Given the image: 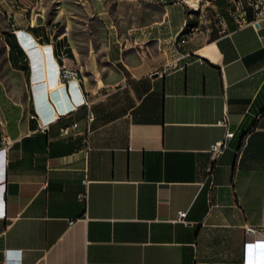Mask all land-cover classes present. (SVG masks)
Here are the masks:
<instances>
[{"label":"crops","instance_id":"obj_1","mask_svg":"<svg viewBox=\"0 0 264 264\" xmlns=\"http://www.w3.org/2000/svg\"><path fill=\"white\" fill-rule=\"evenodd\" d=\"M151 1L85 50L43 10L3 33L0 264H264V22H235L249 0Z\"/></svg>","mask_w":264,"mask_h":264},{"label":"rangeland","instance_id":"obj_2","mask_svg":"<svg viewBox=\"0 0 264 264\" xmlns=\"http://www.w3.org/2000/svg\"><path fill=\"white\" fill-rule=\"evenodd\" d=\"M42 10L49 19H58L74 43L85 50L90 41L101 42L105 32L102 16L110 13L114 20L129 25L147 20L155 8L151 0H0V69L6 64L3 33L16 26V17L22 21L32 11ZM5 75L12 77L13 89L23 90L19 77Z\"/></svg>","mask_w":264,"mask_h":264},{"label":"built area","instance_id":"obj_3","mask_svg":"<svg viewBox=\"0 0 264 264\" xmlns=\"http://www.w3.org/2000/svg\"><path fill=\"white\" fill-rule=\"evenodd\" d=\"M184 3L191 8L194 11H201L204 8L208 7L212 3H214L216 0H183ZM235 5L237 10L242 9V2L241 0H234ZM249 4L251 5L254 13V17L251 20H245L244 17L240 14L234 15L235 22L238 25H241L243 23H250L252 25H259L261 22H264V0H249ZM217 16L222 19V15L220 13H217ZM201 27L199 25L193 26V29L190 33H183V30L180 32L178 35L180 43L185 42L187 39L191 38L194 36V34L199 31ZM182 56H187L186 54H183ZM177 66L176 59L170 60L165 66L157 70L156 72L160 75H164L168 73L171 69L175 68ZM59 76L63 82H69L72 80H79L80 77V71L79 68L77 67H70V66H60L59 68ZM85 104H89V100L85 99L84 100ZM89 119H92V114H89ZM47 123L46 122H40L38 128L40 130H46L47 129ZM72 126H75V123L72 124ZM62 132L64 134H69L70 130L69 127H64ZM233 135L232 131H227L225 134V138L219 141H216L210 145V152L215 158L217 155H219L222 151L223 148L225 147L226 140L230 138ZM8 146V142L4 141V146L2 148H5ZM84 182L87 184V180L85 179ZM80 197H86L85 194H80ZM186 216V211L185 210H180L178 212L176 220L180 222H186L185 220Z\"/></svg>","mask_w":264,"mask_h":264},{"label":"bare ground","instance_id":"obj_4","mask_svg":"<svg viewBox=\"0 0 264 264\" xmlns=\"http://www.w3.org/2000/svg\"><path fill=\"white\" fill-rule=\"evenodd\" d=\"M203 10H201L200 12H202ZM205 25V22L203 21L199 26L200 27H202V26H204ZM192 29H193V26H189V27H184V29H183V33H190L191 31H192Z\"/></svg>","mask_w":264,"mask_h":264},{"label":"snow or ice","instance_id":"obj_5","mask_svg":"<svg viewBox=\"0 0 264 264\" xmlns=\"http://www.w3.org/2000/svg\"><path fill=\"white\" fill-rule=\"evenodd\" d=\"M0 156H2V154H0Z\"/></svg>","mask_w":264,"mask_h":264}]
</instances>
